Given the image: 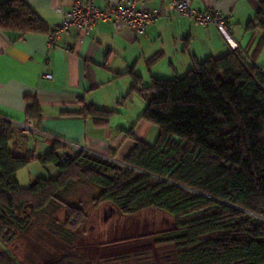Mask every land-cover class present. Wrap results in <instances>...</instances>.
<instances>
[{
  "label": "trees",
  "instance_id": "obj_1",
  "mask_svg": "<svg viewBox=\"0 0 264 264\" xmlns=\"http://www.w3.org/2000/svg\"><path fill=\"white\" fill-rule=\"evenodd\" d=\"M256 29L264 34V0L247 27ZM0 30L51 32L23 0L0 2ZM135 92L147 100L142 118L158 127V137L148 144L132 129L135 146L120 162L80 151L63 156L67 145L60 141L40 158L11 150L23 133L0 116V237L6 243L0 244V264H19L10 250L17 232H26L52 204L65 208L67 234L84 226L86 209L61 198L74 183L98 190L96 207L110 204L124 216L154 208L174 217L176 228L156 242L167 245L161 264H264V69L236 49L196 63L182 77L134 86L128 97ZM27 100V118L38 131L41 106L36 97ZM81 114L99 127L114 115L92 106ZM37 161L56 166V176L23 188L18 173ZM47 264L91 263L69 251Z\"/></svg>",
  "mask_w": 264,
  "mask_h": 264
},
{
  "label": "crops",
  "instance_id": "obj_2",
  "mask_svg": "<svg viewBox=\"0 0 264 264\" xmlns=\"http://www.w3.org/2000/svg\"><path fill=\"white\" fill-rule=\"evenodd\" d=\"M23 1L47 28L62 24L72 6V0ZM119 2L95 0L99 8ZM142 6L160 15L144 34L117 31L110 24L99 23L83 43V34L71 30L52 45L47 33L21 36L0 30V116L24 122L28 97H36L43 112L37 134H18L11 150L22 154L34 151L40 158L51 151L54 141H60L67 145L61 151L63 156L80 151L120 162L135 146L132 129L137 140L148 144L151 134L155 138L157 133L155 126L142 118L147 100L137 92L128 97L132 87H148L162 74L185 75L196 63L236 49L264 69V34L259 29L247 30L256 17L259 0L192 2L196 12L216 9L228 19L236 47L227 43L214 25L198 26L174 15L168 0H145ZM48 74L52 79H46ZM91 106L113 112L110 124L99 127L92 117L81 114ZM57 172L54 166L52 173ZM38 175L29 177L30 185L45 178L43 172Z\"/></svg>",
  "mask_w": 264,
  "mask_h": 264
},
{
  "label": "rangeland",
  "instance_id": "obj_3",
  "mask_svg": "<svg viewBox=\"0 0 264 264\" xmlns=\"http://www.w3.org/2000/svg\"><path fill=\"white\" fill-rule=\"evenodd\" d=\"M182 76V73L159 75L167 79ZM155 128L156 137L151 134L150 144L157 141L159 129ZM53 169L52 165L48 167L33 162L21 170L19 183L23 188L30 187L29 177L37 178L40 172L45 178H53L56 176ZM97 195L98 190L86 183H74L67 193L61 195L64 201L80 205L87 211L88 220L74 234H67L61 225L65 220V208L60 204H52L39 214L26 232H17L18 238L13 240L10 250L18 263L47 264L69 251L82 253L91 264L159 262V254L167 245L156 242L164 241L167 233L176 228L175 218L154 208L125 218L110 204L96 207L93 198ZM25 216L26 213L20 217L24 219ZM0 244L6 245L1 237Z\"/></svg>",
  "mask_w": 264,
  "mask_h": 264
},
{
  "label": "built area",
  "instance_id": "obj_4",
  "mask_svg": "<svg viewBox=\"0 0 264 264\" xmlns=\"http://www.w3.org/2000/svg\"><path fill=\"white\" fill-rule=\"evenodd\" d=\"M145 0H120L117 5H108L99 8L95 0H72V6L66 13L62 24L51 28V44L54 45L60 37L68 34L71 30L83 34L80 43L89 37L99 23H107L117 31L132 30L137 34H144L148 28L156 22L159 14L141 4ZM195 0H168V7L174 15L185 17L198 26L214 25L220 32L223 39L236 47L231 35V27L228 19L220 14L216 9H209L204 12H196L192 8ZM46 79H52V75H45ZM16 127L25 136H35L37 134L36 124L31 119H26L22 123H15Z\"/></svg>",
  "mask_w": 264,
  "mask_h": 264
}]
</instances>
